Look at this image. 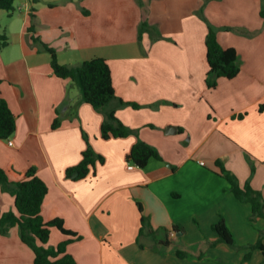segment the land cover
Masks as SVG:
<instances>
[{
    "label": "crops",
    "instance_id": "crops-1",
    "mask_svg": "<svg viewBox=\"0 0 264 264\" xmlns=\"http://www.w3.org/2000/svg\"><path fill=\"white\" fill-rule=\"evenodd\" d=\"M14 7L2 33L9 45L0 51V94L17 129L13 145L0 140V168L11 182L37 169L48 187L45 221L61 219L82 236L67 247L78 264H186L176 254L187 248L186 216L214 225L220 214L215 220L211 200L225 216L252 213L220 175L218 160L264 202V0H16ZM143 22L152 29L139 38ZM209 25L224 48L237 51L241 66L213 89L206 84ZM30 26L61 64L108 61L117 98L139 106L116 111L132 135L102 138L105 115L81 101L73 81L54 75ZM57 117L61 125L53 129ZM84 136L105 163L74 181L66 170L81 162ZM139 141L162 160L146 168L129 162ZM15 210L14 198L0 193V214ZM142 216L157 234L146 232L139 244ZM225 222L230 230L229 217ZM68 238L52 229L48 245ZM33 263L17 227L0 234V264Z\"/></svg>",
    "mask_w": 264,
    "mask_h": 264
},
{
    "label": "trees",
    "instance_id": "trees-1",
    "mask_svg": "<svg viewBox=\"0 0 264 264\" xmlns=\"http://www.w3.org/2000/svg\"><path fill=\"white\" fill-rule=\"evenodd\" d=\"M16 0H0V11H6L9 16L15 13ZM147 22H143L139 29V38L144 31L151 30ZM32 41L40 46L41 51L49 53L51 56V68L54 75L60 79H69L79 88L81 101L91 105L96 111L105 115V120L101 127V136L104 140L111 138H127L134 132L125 126L116 116L118 108L131 105L134 108L139 106L126 103L118 99L113 86L111 68L104 58H93L83 62L79 66L61 64L58 60L57 51L40 37L36 36L34 26L28 28ZM9 45V37L0 34V51ZM207 61L209 71L206 76V84L209 88L217 87L220 78L233 79L240 73L241 66L239 56L234 48H224L212 25H209V32L206 37ZM264 106L261 107V110ZM61 120L57 117L52 125L53 129L59 128ZM17 129L16 117L11 111L7 101L0 94V140H10ZM87 148L82 154V160L76 166L66 170V177L74 181L86 179L96 165L104 164L103 156L97 154L91 147L86 136ZM129 162L137 167L146 168L153 159L162 160L159 151L142 141L137 142L131 149L127 157ZM219 173L230 185V190L241 202L251 205L252 219L260 218L264 220V202L260 191L252 188L249 182L241 186L237 178L226 169L221 160L216 162ZM254 171V168L252 169ZM0 193L9 194L14 198L15 211H8L0 214V234L7 236L12 228L17 227L21 241L27 245L34 253L33 264H78L75 258L67 252V247L74 241H79L82 236L65 228L61 219L45 221L42 216V209L45 198L48 194V187L37 175V169L30 167L24 175V179L19 182H11L8 174L0 168ZM142 212V207L139 204ZM140 237L146 232L155 237L157 232L149 225L148 219L141 218ZM213 231L217 234V242H223L230 246L234 245L233 234L229 230L224 217L220 214L219 220L213 225ZM57 229L69 238L57 246H49L51 230ZM176 231V227H174ZM183 231L182 228L179 229ZM168 237V232L167 236ZM166 246L169 241L164 242ZM216 243H212L215 246ZM255 249L262 251L264 255V230ZM176 254L179 258H187L185 249H178ZM250 259L248 256L246 260Z\"/></svg>",
    "mask_w": 264,
    "mask_h": 264
},
{
    "label": "rangeland",
    "instance_id": "rangeland-1",
    "mask_svg": "<svg viewBox=\"0 0 264 264\" xmlns=\"http://www.w3.org/2000/svg\"><path fill=\"white\" fill-rule=\"evenodd\" d=\"M7 21V12L0 11L1 34L4 33ZM211 202L216 205L214 209L215 220L216 213L221 214L224 219L225 217H229L230 231L233 234L234 245L230 246L223 242H217L218 236L212 230L213 224L211 222L207 220L203 222L201 220L198 223L196 221L194 222L192 218L189 220V217L186 216L185 219L187 221L183 226L185 236L182 237L185 243L183 244L187 246L185 249V252H187L186 264H264L262 251L254 248L264 230V220L260 218L252 219V213L244 215L243 212L234 210L229 212V214L227 212V216H225L224 210H219L216 201L211 200ZM212 243H216L215 246H212ZM193 255L196 258L193 259ZM248 256L250 259L246 260Z\"/></svg>",
    "mask_w": 264,
    "mask_h": 264
},
{
    "label": "built area",
    "instance_id": "built-area-1",
    "mask_svg": "<svg viewBox=\"0 0 264 264\" xmlns=\"http://www.w3.org/2000/svg\"><path fill=\"white\" fill-rule=\"evenodd\" d=\"M8 143H9V145H13V142H12L11 140H9ZM201 164L204 165V163H201ZM129 168H130V169H133L134 166L132 165V166H130Z\"/></svg>",
    "mask_w": 264,
    "mask_h": 264
},
{
    "label": "water",
    "instance_id": "water-1",
    "mask_svg": "<svg viewBox=\"0 0 264 264\" xmlns=\"http://www.w3.org/2000/svg\"><path fill=\"white\" fill-rule=\"evenodd\" d=\"M172 130H175V128H173V127H170L168 131H172Z\"/></svg>",
    "mask_w": 264,
    "mask_h": 264
}]
</instances>
